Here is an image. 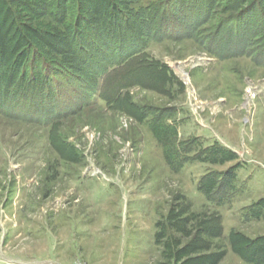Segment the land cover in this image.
<instances>
[{
  "label": "rangeland",
  "instance_id": "rangeland-1",
  "mask_svg": "<svg viewBox=\"0 0 264 264\" xmlns=\"http://www.w3.org/2000/svg\"><path fill=\"white\" fill-rule=\"evenodd\" d=\"M0 264H264V0H0Z\"/></svg>",
  "mask_w": 264,
  "mask_h": 264
}]
</instances>
